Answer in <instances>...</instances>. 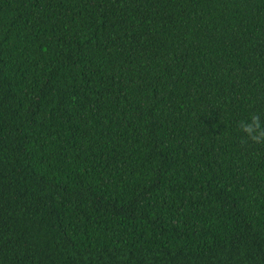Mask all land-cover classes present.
<instances>
[{
  "label": "trees",
  "instance_id": "obj_1",
  "mask_svg": "<svg viewBox=\"0 0 264 264\" xmlns=\"http://www.w3.org/2000/svg\"><path fill=\"white\" fill-rule=\"evenodd\" d=\"M264 0H0V264H264Z\"/></svg>",
  "mask_w": 264,
  "mask_h": 264
},
{
  "label": "clouds",
  "instance_id": "obj_2",
  "mask_svg": "<svg viewBox=\"0 0 264 264\" xmlns=\"http://www.w3.org/2000/svg\"><path fill=\"white\" fill-rule=\"evenodd\" d=\"M239 127L251 141L264 142V125L261 124L259 117L252 115L247 120H241Z\"/></svg>",
  "mask_w": 264,
  "mask_h": 264
}]
</instances>
